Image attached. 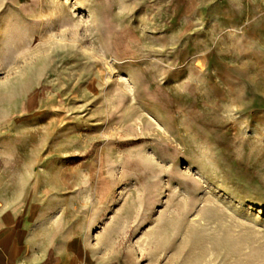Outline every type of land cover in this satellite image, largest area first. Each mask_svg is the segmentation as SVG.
Instances as JSON below:
<instances>
[{"label":"rangeland","instance_id":"obj_1","mask_svg":"<svg viewBox=\"0 0 264 264\" xmlns=\"http://www.w3.org/2000/svg\"><path fill=\"white\" fill-rule=\"evenodd\" d=\"M158 1L0 0V83H27L43 129L83 132L66 158L96 193L171 216L122 236L140 264H264V35L169 30Z\"/></svg>","mask_w":264,"mask_h":264},{"label":"crops","instance_id":"obj_2","mask_svg":"<svg viewBox=\"0 0 264 264\" xmlns=\"http://www.w3.org/2000/svg\"><path fill=\"white\" fill-rule=\"evenodd\" d=\"M178 2L182 13L176 14ZM157 3L169 15L168 23L158 24L169 30L182 26L197 35L188 27L209 18L211 25L221 20L242 34L253 28L255 39L264 35V0H225L222 7L220 0ZM28 88L25 82L0 83L1 90L14 91L0 95V264H140L122 236L139 233L142 224L152 233L160 222L165 232L171 216H139L117 205L115 194L96 193L90 160L66 158L72 139L83 141V132L58 136L43 129L42 103L27 98Z\"/></svg>","mask_w":264,"mask_h":264},{"label":"bare ground","instance_id":"obj_3","mask_svg":"<svg viewBox=\"0 0 264 264\" xmlns=\"http://www.w3.org/2000/svg\"><path fill=\"white\" fill-rule=\"evenodd\" d=\"M120 160V159H119ZM123 172V171H122ZM136 174V173H135ZM122 178H124V177H122ZM189 190V189H188ZM190 192V191H189Z\"/></svg>","mask_w":264,"mask_h":264}]
</instances>
